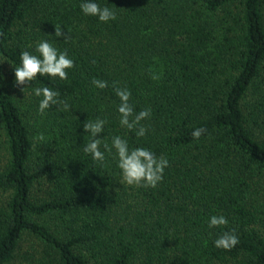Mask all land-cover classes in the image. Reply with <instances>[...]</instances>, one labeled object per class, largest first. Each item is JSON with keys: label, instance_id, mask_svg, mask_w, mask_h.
Returning <instances> with one entry per match:
<instances>
[{"label": "trees", "instance_id": "trees-1", "mask_svg": "<svg viewBox=\"0 0 264 264\" xmlns=\"http://www.w3.org/2000/svg\"><path fill=\"white\" fill-rule=\"evenodd\" d=\"M83 2L0 0V264L26 238L41 248L27 264H264V0H93L115 12L107 23ZM45 40L74 67L66 80L38 75L19 99L3 61L15 68ZM114 82L134 113L151 109L144 137L120 125ZM43 86L69 110L41 115ZM96 119L97 139L168 159L156 188L122 184L114 149L103 162L83 151L84 122ZM214 215L227 225L209 228ZM224 232L239 238L229 251L214 246Z\"/></svg>", "mask_w": 264, "mask_h": 264}, {"label": "clouds", "instance_id": "clouds-1", "mask_svg": "<svg viewBox=\"0 0 264 264\" xmlns=\"http://www.w3.org/2000/svg\"><path fill=\"white\" fill-rule=\"evenodd\" d=\"M81 11L86 16L98 17L100 22L107 23L110 20H115L116 14L107 6L101 7L93 0H85L80 5ZM65 36V33L59 26H55V37L60 38ZM68 39L65 37V40ZM38 55H34L28 51H23L20 54V64L14 68L15 84L28 85L35 80L37 76H48L51 78H59L60 80L67 79V71L74 67V61L67 55V51L59 52L52 44L45 41H40L35 48ZM92 84L99 89L108 87L106 81L93 79ZM113 88L120 103L117 106L119 113V123L122 127L129 131H136L137 137H144L148 128L141 122L149 118L151 109L141 110L139 113H134L133 106L129 103L131 92L127 88L121 89L113 83ZM33 94L36 97H42L39 101L38 111L41 115L47 109L54 105H62V110H69V104L66 101L59 100L60 93L54 91L47 86L37 87L33 89ZM106 121L96 119L95 121H85L83 128L84 132L90 134V140L83 145V151L86 154H91L95 161L103 162L105 152L112 154L115 150L114 158L117 160V167L121 173V183L130 187L156 188L162 182L164 170L169 167V161L163 156H157L154 152L145 148L130 149L127 140L120 136H114L111 145L102 139L96 137L104 130ZM205 128H196L192 132L194 139L198 140L206 133ZM43 140V136L37 137ZM103 144L104 152L100 150ZM228 220L223 215L211 216L208 227L217 228L227 225ZM239 244V238L234 232H224L214 241V246L217 249L229 251Z\"/></svg>", "mask_w": 264, "mask_h": 264}, {"label": "rangeland", "instance_id": "rangeland-1", "mask_svg": "<svg viewBox=\"0 0 264 264\" xmlns=\"http://www.w3.org/2000/svg\"><path fill=\"white\" fill-rule=\"evenodd\" d=\"M3 65L5 67L7 79L10 82L13 93L16 94L19 97V99H24L25 101L30 100L31 93L28 87L26 85L20 86L15 84L14 67L7 60L3 61ZM6 148L7 147L5 143L3 123L0 115V167H3L7 162L8 154ZM36 190L38 197H41L42 196V193L40 191L41 188L37 187ZM45 224L51 226V228L59 235L65 236L64 227L61 226V224L52 220H46ZM38 246L39 244H37L33 239L26 238V240L21 246V250L18 252L17 259L13 264H27L26 260L24 259L25 256L28 255L29 253H36L38 249L41 250V248H39Z\"/></svg>", "mask_w": 264, "mask_h": 264}]
</instances>
